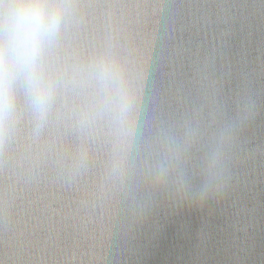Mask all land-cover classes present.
I'll use <instances>...</instances> for the list:
<instances>
[{
	"label": "water",
	"instance_id": "95a60500",
	"mask_svg": "<svg viewBox=\"0 0 264 264\" xmlns=\"http://www.w3.org/2000/svg\"><path fill=\"white\" fill-rule=\"evenodd\" d=\"M109 42L134 63L149 60L157 111L175 107L209 52L231 73L228 94L252 77L259 113L243 133L231 185L203 204L162 200L125 238L98 186L102 150L69 179L59 162L76 137L53 122L34 142L25 121L0 153V264H264V0H77L64 53L87 56Z\"/></svg>",
	"mask_w": 264,
	"mask_h": 264
},
{
	"label": "clouds",
	"instance_id": "9594fccd",
	"mask_svg": "<svg viewBox=\"0 0 264 264\" xmlns=\"http://www.w3.org/2000/svg\"><path fill=\"white\" fill-rule=\"evenodd\" d=\"M76 14L77 0H0V153L25 121L34 142L53 122L76 137L59 162L69 179L87 170L99 147L98 186L111 227L125 238L162 200L223 196L259 113L252 77L242 75L228 94L231 73L209 52L194 62L174 108L151 109L147 58L134 63L111 42L87 56L64 53L62 35Z\"/></svg>",
	"mask_w": 264,
	"mask_h": 264
}]
</instances>
